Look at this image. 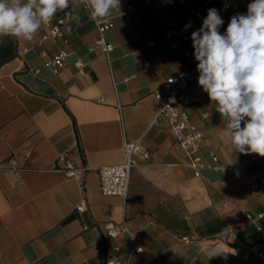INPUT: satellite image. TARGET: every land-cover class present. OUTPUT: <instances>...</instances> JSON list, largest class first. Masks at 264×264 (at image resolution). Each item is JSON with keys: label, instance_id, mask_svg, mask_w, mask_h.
Returning <instances> with one entry per match:
<instances>
[{"label": "crops", "instance_id": "obj_1", "mask_svg": "<svg viewBox=\"0 0 264 264\" xmlns=\"http://www.w3.org/2000/svg\"><path fill=\"white\" fill-rule=\"evenodd\" d=\"M185 1L199 6L204 0ZM220 2L211 8L225 22L237 4ZM121 4L122 13L132 7L128 19L101 18L114 23L106 33L114 46L109 60L88 52L97 34L82 6L58 11L63 35L40 47L37 35L32 41L0 36V163L12 156L21 171L17 180L0 172V264H103L102 224L122 221L143 245L145 264H258L264 218L255 217L264 212V157L228 152L220 115L198 86L192 89L201 102L189 108L200 134L198 177L166 126L153 123L160 105L154 92L191 66L183 52L201 26L172 0ZM70 11L78 23L66 22ZM177 27L186 32L166 40L165 32ZM60 51L70 54L66 67L52 74L39 54ZM75 59L87 63L83 74L72 66ZM124 141H139L150 158L136 156L125 200L101 196L96 169L121 163ZM65 152L75 166L89 168L80 181L56 170ZM82 198L87 210L79 214ZM181 237L197 239L184 244ZM211 249L223 254L210 258Z\"/></svg>", "mask_w": 264, "mask_h": 264}, {"label": "clouds", "instance_id": "obj_2", "mask_svg": "<svg viewBox=\"0 0 264 264\" xmlns=\"http://www.w3.org/2000/svg\"><path fill=\"white\" fill-rule=\"evenodd\" d=\"M83 7L93 20L122 15L121 0H0V36L32 41L58 11ZM74 11L66 22H79ZM224 21L215 8L191 33L198 85L220 115L228 152L264 157V0H252L246 13ZM190 27V25H186ZM209 257L222 255L211 249Z\"/></svg>", "mask_w": 264, "mask_h": 264}, {"label": "built area", "instance_id": "obj_3", "mask_svg": "<svg viewBox=\"0 0 264 264\" xmlns=\"http://www.w3.org/2000/svg\"><path fill=\"white\" fill-rule=\"evenodd\" d=\"M172 1L185 8L194 21L200 26H202V21L206 18L207 11L214 2V0H204L199 6H192L185 0ZM247 1L248 0H221V6H226L231 2H236L237 4L234 11L228 16L220 29L221 33L226 30L230 18L233 15L245 13L244 8ZM144 5H149V2L146 1ZM131 10L132 7L128 6L121 16L124 19H128ZM88 14L90 16L89 12ZM90 19L94 25L97 36L88 46V52L101 55L109 60V55L114 46L107 40L106 33L114 27V23L111 19L93 20L91 16ZM64 24L65 20L63 18L54 17L49 24L42 27L46 29V31L37 34L38 39L36 46H42L48 39L61 38L63 35L61 29ZM185 32V27L169 29L165 32V39L170 40ZM148 44H151V42ZM192 50L191 42L183 52L185 58L191 59V66L167 78L160 88L154 92V98L160 101V105L153 119V123H163L166 126L175 144L187 158L188 166L192 170L194 177H198L199 169L202 167L200 134L196 126L190 120L189 108L194 104H199L201 102V97L192 89L193 86L200 87L198 85L199 74L196 72L198 62L195 60L194 55L191 56ZM25 52H27V50L23 49L22 53ZM39 55L44 58L42 63L43 68L49 69L52 74H57L66 67L67 58L70 54L66 51H60L49 58L45 57L44 52H40ZM86 65L87 63L82 62L80 59H75L72 62V66L78 74H83ZM96 102L103 103V99L99 98ZM117 108L119 111V105ZM122 152L123 160L121 163L101 166L96 169L99 181V193L101 196L121 197L125 200L128 195L131 171L137 165L136 156H140L145 161L150 158V154L142 149L139 141H124ZM209 156L213 163L216 162V157L211 152H209ZM56 163L57 171L67 178H75L79 181L82 176L89 171V168L85 165L75 166L70 159V152H65L60 155ZM0 172L10 174L15 180L18 179L21 173L12 156L0 163ZM260 185L264 186V180H260ZM86 210L87 201L85 198H82L75 207V211L82 214ZM246 218L250 221L254 220L250 215H246ZM262 218H264V212L257 214L255 217V219L258 220ZM102 228L107 242V254L103 264H145V260L142 258L144 247L137 241L133 231L124 221L120 223L104 222ZM256 230L260 229L256 228ZM196 239L197 238L193 237L180 238L184 244H188ZM254 258L258 264H264V251L254 252Z\"/></svg>", "mask_w": 264, "mask_h": 264}]
</instances>
